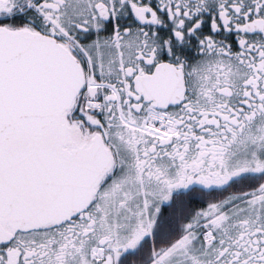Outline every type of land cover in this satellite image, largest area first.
I'll list each match as a JSON object with an SVG mask.
<instances>
[{
    "label": "snow or ice",
    "instance_id": "6c2138e0",
    "mask_svg": "<svg viewBox=\"0 0 264 264\" xmlns=\"http://www.w3.org/2000/svg\"><path fill=\"white\" fill-rule=\"evenodd\" d=\"M0 264H264V0H0Z\"/></svg>",
    "mask_w": 264,
    "mask_h": 264
}]
</instances>
